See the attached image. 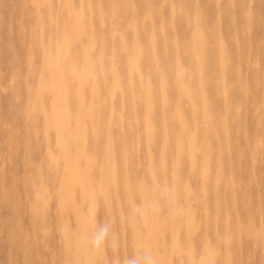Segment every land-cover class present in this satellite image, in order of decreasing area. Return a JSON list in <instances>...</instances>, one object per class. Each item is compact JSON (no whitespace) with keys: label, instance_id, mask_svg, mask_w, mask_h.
Here are the masks:
<instances>
[{"label":"rangeland","instance_id":"1","mask_svg":"<svg viewBox=\"0 0 264 264\" xmlns=\"http://www.w3.org/2000/svg\"><path fill=\"white\" fill-rule=\"evenodd\" d=\"M0 264H264V0H0Z\"/></svg>","mask_w":264,"mask_h":264},{"label":"bare ground","instance_id":"2","mask_svg":"<svg viewBox=\"0 0 264 264\" xmlns=\"http://www.w3.org/2000/svg\"><path fill=\"white\" fill-rule=\"evenodd\" d=\"M68 11V10H67ZM65 28H66V26H65ZM42 31V30H41ZM66 30H64V32H65ZM60 33V32H59ZM62 33V32H61ZM42 34V33H41ZM63 35V34H62ZM98 35V34H97ZM43 36V35H42ZM65 36V35H64ZM62 38H64V37H62ZM39 40V39H38ZM64 40V39H63ZM61 41V40H60ZM34 44V43H33ZM65 45V44H64ZM35 47V46H34ZM62 56V55H61ZM64 57V56H63ZM26 58V57H25ZM62 61V60H61ZM131 75V74H130ZM179 79H180V77H179ZM163 85H164V83H163ZM191 88V87H190ZM194 89V88H193ZM191 92V91H190ZM194 93H195V91H194ZM71 94V93H70ZM196 95V94H195ZM197 96V95H196ZM228 96V95H227ZM209 101V100H208ZM232 103V102H231ZM212 110V109H211ZM104 140V139H103ZM185 143V142H184ZM102 147V146H101ZM102 152V151H101ZM86 153V152H85ZM88 153V152H87ZM104 154V153H103ZM116 157V156H115ZM122 163V162H121ZM63 164V163H62ZM123 164V163H122ZM196 166V165H195ZM83 177V176H82ZM94 184V183H93ZM187 193V192H186ZM173 215V214H172ZM172 217V216H171ZM77 224V223H76ZM80 228V227H79ZM229 229V228H228ZM230 232V231H229ZM128 241V240H127ZM217 258V257H216Z\"/></svg>","mask_w":264,"mask_h":264}]
</instances>
